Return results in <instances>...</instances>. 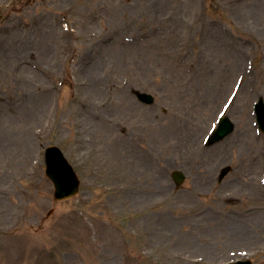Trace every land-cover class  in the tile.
<instances>
[{
    "label": "rangeland",
    "instance_id": "rangeland-1",
    "mask_svg": "<svg viewBox=\"0 0 264 264\" xmlns=\"http://www.w3.org/2000/svg\"><path fill=\"white\" fill-rule=\"evenodd\" d=\"M259 101L264 0H0V264H264Z\"/></svg>",
    "mask_w": 264,
    "mask_h": 264
},
{
    "label": "water",
    "instance_id": "water-1",
    "mask_svg": "<svg viewBox=\"0 0 264 264\" xmlns=\"http://www.w3.org/2000/svg\"><path fill=\"white\" fill-rule=\"evenodd\" d=\"M138 98L144 103H151L152 98L145 94H137ZM262 108V114L264 115L263 106L260 102L259 105ZM231 131V125L227 119L222 120L216 133L214 134L210 143L218 141ZM45 164H46V175L52 181L55 192V200H62L70 198L77 192L78 181L71 169L66 163L62 154L57 148L50 147L45 151ZM227 172V169L223 174ZM174 178L177 184H180L183 177L179 173L174 174Z\"/></svg>",
    "mask_w": 264,
    "mask_h": 264
},
{
    "label": "bare ground",
    "instance_id": "bare-ground-1",
    "mask_svg": "<svg viewBox=\"0 0 264 264\" xmlns=\"http://www.w3.org/2000/svg\"><path fill=\"white\" fill-rule=\"evenodd\" d=\"M202 154V153H201Z\"/></svg>",
    "mask_w": 264,
    "mask_h": 264
}]
</instances>
